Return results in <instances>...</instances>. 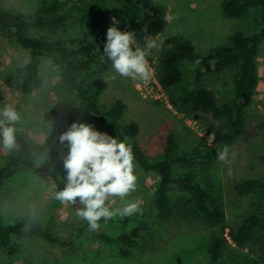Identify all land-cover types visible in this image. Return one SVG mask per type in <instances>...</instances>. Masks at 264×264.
<instances>
[{"label":"trees","instance_id":"16d2710c","mask_svg":"<svg viewBox=\"0 0 264 264\" xmlns=\"http://www.w3.org/2000/svg\"><path fill=\"white\" fill-rule=\"evenodd\" d=\"M119 3L109 9L107 0H42L29 14L0 7V33L15 41L28 56L25 64L6 76V84L24 94L31 93L43 83V61L52 60L67 88L80 100L78 106L63 111L64 122L91 119L113 138L125 140L132 146L140 169L158 177L152 206L161 220L169 221L179 215L187 221L217 229L205 264H216L231 245L249 249L256 264H264V180L242 179L235 184L236 194L249 198L251 206L236 223L230 224L225 206L207 178L218 149L232 145L245 132V114L259 85L257 56L264 45V0H224L222 8L227 18L243 19L253 14L252 22L247 31L233 33L229 45L215 48L207 55L198 54L193 41L181 36H171L161 46L156 73L168 102L177 114L199 123L204 136L190 151L179 154L176 136L169 133L159 158L147 155L136 141L137 123H122L126 110L123 103L117 102L105 109L98 105V98L106 88L99 76L111 69V62L101 57L113 18L121 31L135 33L140 47L145 45V36L155 38L167 27L166 8L153 0H119ZM71 18L91 34L92 39H52L42 34L60 30ZM229 70L235 72L232 98L220 104L216 92L205 87L204 78ZM93 77L98 78L92 80ZM261 127L264 128V123ZM210 134H214V140L209 139ZM16 139L19 149L8 151L6 161L0 166V190L17 174L32 171L37 160L61 155L52 146L35 143L26 135H16ZM108 222L113 220L101 219L99 223ZM120 223L126 224L127 220ZM27 224L28 217L5 224L0 214V252L4 264H14V258L24 253V241L75 246L74 241L52 233L45 226L27 228ZM146 229L138 225L111 236L101 227L90 232L85 222L74 237L91 235L103 244L117 246L121 257L130 258L146 243ZM176 264H183L181 257Z\"/></svg>","mask_w":264,"mask_h":264},{"label":"rangeland","instance_id":"374dc122","mask_svg":"<svg viewBox=\"0 0 264 264\" xmlns=\"http://www.w3.org/2000/svg\"><path fill=\"white\" fill-rule=\"evenodd\" d=\"M41 1L0 0V7L29 14L39 7ZM107 1L109 9L120 4L119 0ZM153 1L166 8V16L171 15L176 19L167 22L165 31L153 38L159 49L149 50L148 60L158 59L161 46L171 36L191 39L196 52L207 55L215 48L229 45L230 36L236 31H247L253 18V14L243 19L227 18L222 8L224 0ZM42 34L52 39H92L91 34L72 18L60 30ZM27 61V52L0 33V110L5 105L14 107L21 117L15 125L16 135H26L35 143L48 144L61 155L39 159L32 171L14 176L0 190V214L5 224H14L28 217L27 228L45 226L52 233L74 241L75 246L61 247L41 240L24 241L25 251L14 258V264H176L179 257L183 264H205L208 261V247L217 229L200 222L187 221L179 215L169 221L161 220L152 206L158 177L155 173L145 174L137 164V189L126 197L125 202H138L141 211L130 216L117 214L111 218L113 222L105 223L101 228L111 236H118L135 226H146V243L142 248L135 251L134 256L123 258L117 246L103 244L91 235L75 239L76 230L85 223L75 216V210L81 205L61 204L55 199V193L64 187L66 171L63 160L68 153L67 142L61 144L59 137L74 122L90 124L97 131L110 134L91 119L64 122L63 111L78 106L80 100L67 88L59 69L50 59H45L41 66V87L29 94L10 88L5 82L6 76ZM257 65L259 85L254 101L245 114V132L235 143L228 145L230 152L236 153V158L232 163L224 164L216 157L207 177L225 206L230 224L236 223L251 206L249 198L236 194L235 184L242 179L264 180V128L261 127L264 123V45L257 56ZM234 73V70H229L221 75L204 78L205 87L216 92L220 104L232 98ZM114 75L116 78L112 79ZM99 77L105 81L106 88L98 98V105L105 109L117 102L123 103L126 110L122 123L138 124L136 141L150 157L159 158L162 155L169 133L176 136L179 154L190 151L204 136L199 123L177 114L164 101L143 95L142 81L120 77L112 69ZM7 155L8 151L0 142V166L6 161ZM122 206L118 198L112 204L114 209ZM126 220V224L120 223ZM4 262L0 252V264ZM216 264L256 262L249 249L231 245L223 251Z\"/></svg>","mask_w":264,"mask_h":264},{"label":"clouds","instance_id":"9594fccd","mask_svg":"<svg viewBox=\"0 0 264 264\" xmlns=\"http://www.w3.org/2000/svg\"><path fill=\"white\" fill-rule=\"evenodd\" d=\"M174 19V16H165L167 22ZM117 23L113 18L112 26L107 29L101 59L106 57L111 69L120 77L148 82L152 76L149 50L159 49L158 43L145 36V45L140 47L135 33L121 31ZM20 119L11 105L0 110V142L6 151L19 149L15 125ZM209 139L214 140V134H210ZM59 141L67 142L68 153L63 160L64 187L55 193V199L61 204L79 203L81 207L75 210V216L87 223L90 232L100 229L101 219L106 222L117 214L130 216L141 211L138 202H125L126 197L136 191L138 181L135 155L129 143L97 131L90 124L76 122L60 135ZM235 158L236 153L230 152L228 146L217 151V160L224 164L232 163ZM117 198L123 206L114 209L112 204Z\"/></svg>","mask_w":264,"mask_h":264},{"label":"built area","instance_id":"2783aa9c","mask_svg":"<svg viewBox=\"0 0 264 264\" xmlns=\"http://www.w3.org/2000/svg\"><path fill=\"white\" fill-rule=\"evenodd\" d=\"M149 64L152 69V76L148 82H142L144 88L143 95H145L146 97L150 96L151 98L164 101L166 104L170 105L167 96L157 78V61L149 60Z\"/></svg>","mask_w":264,"mask_h":264}]
</instances>
